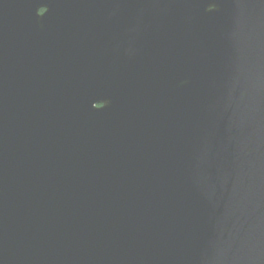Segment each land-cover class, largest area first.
<instances>
[{"label":"water","instance_id":"1","mask_svg":"<svg viewBox=\"0 0 264 264\" xmlns=\"http://www.w3.org/2000/svg\"><path fill=\"white\" fill-rule=\"evenodd\" d=\"M0 264H264V0H0Z\"/></svg>","mask_w":264,"mask_h":264},{"label":"flooded vegetation","instance_id":"2","mask_svg":"<svg viewBox=\"0 0 264 264\" xmlns=\"http://www.w3.org/2000/svg\"><path fill=\"white\" fill-rule=\"evenodd\" d=\"M45 11H46V9L45 8H41V9H39V14H44L45 13Z\"/></svg>","mask_w":264,"mask_h":264}]
</instances>
